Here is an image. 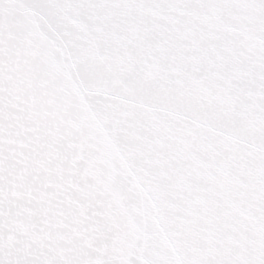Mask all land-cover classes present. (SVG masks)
I'll return each mask as SVG.
<instances>
[{"label":"snow or ice","instance_id":"1","mask_svg":"<svg viewBox=\"0 0 264 264\" xmlns=\"http://www.w3.org/2000/svg\"><path fill=\"white\" fill-rule=\"evenodd\" d=\"M0 264H264V0H0Z\"/></svg>","mask_w":264,"mask_h":264}]
</instances>
